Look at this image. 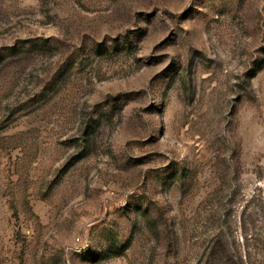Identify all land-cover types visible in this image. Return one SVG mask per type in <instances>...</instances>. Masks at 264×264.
<instances>
[{
	"label": "rangeland",
	"instance_id": "obj_1",
	"mask_svg": "<svg viewBox=\"0 0 264 264\" xmlns=\"http://www.w3.org/2000/svg\"><path fill=\"white\" fill-rule=\"evenodd\" d=\"M0 264H264V0H0Z\"/></svg>",
	"mask_w": 264,
	"mask_h": 264
},
{
	"label": "trees",
	"instance_id": "obj_2",
	"mask_svg": "<svg viewBox=\"0 0 264 264\" xmlns=\"http://www.w3.org/2000/svg\"><path fill=\"white\" fill-rule=\"evenodd\" d=\"M232 261V260H231Z\"/></svg>",
	"mask_w": 264,
	"mask_h": 264
}]
</instances>
